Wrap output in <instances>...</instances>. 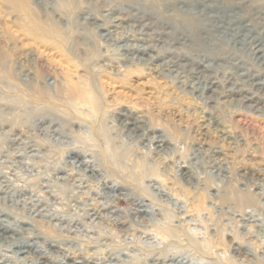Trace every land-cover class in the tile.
<instances>
[{"label": "rangeland", "instance_id": "374dc122", "mask_svg": "<svg viewBox=\"0 0 264 264\" xmlns=\"http://www.w3.org/2000/svg\"><path fill=\"white\" fill-rule=\"evenodd\" d=\"M11 1L0 264H264V0Z\"/></svg>", "mask_w": 264, "mask_h": 264}, {"label": "bare ground", "instance_id": "6f19581e", "mask_svg": "<svg viewBox=\"0 0 264 264\" xmlns=\"http://www.w3.org/2000/svg\"><path fill=\"white\" fill-rule=\"evenodd\" d=\"M5 4H8V5H10V7L15 11V12H17V14L19 13V11H18V8L13 4V2L11 1V0H2ZM30 33V32H29ZM43 33H45L44 34V36L45 35H49V34H51V36L53 35L52 33H51V31L50 32H46V31H44ZM32 34V33H31ZM46 37V36H45ZM141 52V51H140ZM78 92H80V91H78ZM93 96V95H92ZM91 95H87V97H88V104H90L91 106L93 105L92 103H93V100L94 99H97L95 96H93L92 97ZM95 101V100H94ZM95 102H97V100L95 101ZM94 102V103H95ZM97 103H95V105H96ZM94 105V106H95ZM97 106V105H96ZM93 107V106H92ZM160 195V194H159ZM251 199V198H250ZM2 229H4V232H7L8 230H10V228L8 229V228H5V226L3 225V224H1L0 223V230H2ZM173 233V232H172ZM21 248H23V249H25V247H26V245H21L20 246ZM24 251V250H23ZM24 253H27V252H24ZM182 255V254H181ZM199 262V261H198ZM195 263V262H193V261H191V260H187V259H185V258H182L181 260H179V261H175L173 264H201V263ZM74 264H80V262L78 263V262H75Z\"/></svg>", "mask_w": 264, "mask_h": 264}]
</instances>
